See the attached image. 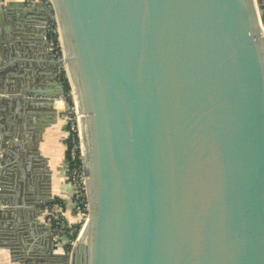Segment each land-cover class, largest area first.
I'll list each match as a JSON object with an SVG mask.
<instances>
[{
  "label": "water",
  "instance_id": "95a60500",
  "mask_svg": "<svg viewBox=\"0 0 264 264\" xmlns=\"http://www.w3.org/2000/svg\"><path fill=\"white\" fill-rule=\"evenodd\" d=\"M51 1L91 203L64 258L264 264L263 0Z\"/></svg>",
  "mask_w": 264,
  "mask_h": 264
},
{
  "label": "crops",
  "instance_id": "0c3cea01",
  "mask_svg": "<svg viewBox=\"0 0 264 264\" xmlns=\"http://www.w3.org/2000/svg\"><path fill=\"white\" fill-rule=\"evenodd\" d=\"M50 20L45 0H0V264L70 263L69 237L53 234L44 203L80 224L67 180L68 104L54 98L64 86L43 35Z\"/></svg>",
  "mask_w": 264,
  "mask_h": 264
},
{
  "label": "built area",
  "instance_id": "2783aa9c",
  "mask_svg": "<svg viewBox=\"0 0 264 264\" xmlns=\"http://www.w3.org/2000/svg\"><path fill=\"white\" fill-rule=\"evenodd\" d=\"M45 3L48 5L51 11V20L50 23L45 30V38L48 40L52 47L53 55L56 60L59 61V64L56 69V75L58 80L64 86V81L62 79V73L67 71V65L64 61V47L61 41V37L56 40L55 33L60 34L59 24L57 17L55 15V11L53 9V3L51 0H45ZM67 80L70 83V78L67 73ZM71 96L73 95L72 88L69 93ZM66 95L62 96L64 100L66 99ZM57 99L58 97H54ZM73 104L70 105V113L72 114V119L69 123V142H68V150L70 154L69 164L67 168V180L72 184L74 188L73 198H74V211L80 217V224L82 228L86 225L91 212V203L89 201L88 192H87V184H86V173L84 164L82 161V137H81V114L78 108V105L75 101L73 95ZM43 207L47 209H51V214L48 217L49 223L52 225L53 234L56 237H60L65 234V231L70 230L72 234L73 227L59 214L53 211L55 205L53 203H44ZM76 242V238L70 239V244L73 245ZM72 249V248H71Z\"/></svg>",
  "mask_w": 264,
  "mask_h": 264
},
{
  "label": "trees",
  "instance_id": "16d2710c",
  "mask_svg": "<svg viewBox=\"0 0 264 264\" xmlns=\"http://www.w3.org/2000/svg\"><path fill=\"white\" fill-rule=\"evenodd\" d=\"M55 39L56 40L58 39V33H55ZM62 79L64 81V90H65V93L67 94L66 95V102L68 104V111H69L67 122H68V128H69V123L73 117L72 114L70 113V105L73 104V99H72V96L69 94L71 91V85H70L69 81L67 80V76H66L65 72L62 73ZM68 142H69V138H68ZM69 159H70V154H69V150H68V153H67L68 164H69ZM54 201L58 202L57 199H55ZM80 226H81V224L75 225L73 227L74 232L72 234L70 233V230L65 231V234H67L69 237V242L65 245L66 251H71L72 246L70 244V239H74L77 237L78 229L80 228Z\"/></svg>",
  "mask_w": 264,
  "mask_h": 264
},
{
  "label": "bare ground",
  "instance_id": "6f19581e",
  "mask_svg": "<svg viewBox=\"0 0 264 264\" xmlns=\"http://www.w3.org/2000/svg\"><path fill=\"white\" fill-rule=\"evenodd\" d=\"M62 41H63V39H62ZM56 64H57V62H56ZM66 65H67V71H68V75H69V78L71 77V73H69V69H68V64H67V62H66ZM71 80V79H70ZM73 80V79H72ZM76 92L74 91V95H75V97H77L76 96V94H75ZM64 100V98L61 96V98H57L56 100ZM65 101V100H64ZM59 102V101H58ZM57 102V103H58ZM60 103V102H59ZM79 108V107H78ZM80 114L82 115V113L80 112ZM82 142H83V139H82ZM83 144V143H82ZM70 262H71V257H70ZM70 264V263H69Z\"/></svg>",
  "mask_w": 264,
  "mask_h": 264
},
{
  "label": "rangeland",
  "instance_id": "374dc122",
  "mask_svg": "<svg viewBox=\"0 0 264 264\" xmlns=\"http://www.w3.org/2000/svg\"><path fill=\"white\" fill-rule=\"evenodd\" d=\"M58 36H59V38H60V34H58ZM65 72L67 73V71L65 70ZM71 85V84H70ZM72 88V87H71ZM72 92H73V95H74V90H73V88H72ZM66 94V93H65ZM73 95H72V97H73ZM74 98H75V95H74ZM73 99V98H72ZM82 161H83V148H82ZM81 229H82V226H80V228L78 229V234H77V237L79 236V233H80V231H81ZM76 237V238H77Z\"/></svg>",
  "mask_w": 264,
  "mask_h": 264
}]
</instances>
